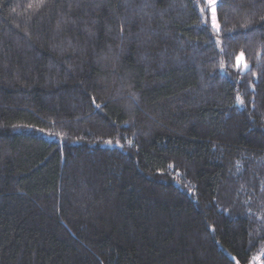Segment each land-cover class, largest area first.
Returning a JSON list of instances; mask_svg holds the SVG:
<instances>
[{
  "label": "trees",
  "instance_id": "obj_1",
  "mask_svg": "<svg viewBox=\"0 0 264 264\" xmlns=\"http://www.w3.org/2000/svg\"><path fill=\"white\" fill-rule=\"evenodd\" d=\"M211 11L0 0V264H264V0Z\"/></svg>",
  "mask_w": 264,
  "mask_h": 264
},
{
  "label": "snow or ice",
  "instance_id": "obj_2",
  "mask_svg": "<svg viewBox=\"0 0 264 264\" xmlns=\"http://www.w3.org/2000/svg\"><path fill=\"white\" fill-rule=\"evenodd\" d=\"M207 3L209 4V6H211V10H212V20H213V27L216 29L217 32H219L220 30V26L219 24L216 22V13H215V4H216V0H207ZM201 11H203V9H201ZM243 58V53H241L238 57H237V64L236 66L238 68H241V61ZM248 65L247 63H243V67L241 68V70L243 71L244 69H247ZM237 99L243 103L242 100H240L239 97H237ZM110 143V141H109Z\"/></svg>",
  "mask_w": 264,
  "mask_h": 264
},
{
  "label": "rangeland",
  "instance_id": "obj_3",
  "mask_svg": "<svg viewBox=\"0 0 264 264\" xmlns=\"http://www.w3.org/2000/svg\"><path fill=\"white\" fill-rule=\"evenodd\" d=\"M216 3H217V0H216ZM215 7H216V4H215ZM211 14H212V11H211Z\"/></svg>",
  "mask_w": 264,
  "mask_h": 264
},
{
  "label": "water",
  "instance_id": "obj_4",
  "mask_svg": "<svg viewBox=\"0 0 264 264\" xmlns=\"http://www.w3.org/2000/svg\"><path fill=\"white\" fill-rule=\"evenodd\" d=\"M37 134H40V132H38Z\"/></svg>",
  "mask_w": 264,
  "mask_h": 264
}]
</instances>
